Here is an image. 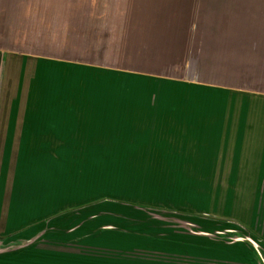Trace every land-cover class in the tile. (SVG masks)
<instances>
[{
    "label": "crops",
    "instance_id": "1",
    "mask_svg": "<svg viewBox=\"0 0 264 264\" xmlns=\"http://www.w3.org/2000/svg\"><path fill=\"white\" fill-rule=\"evenodd\" d=\"M89 70L187 86L196 105L55 87ZM263 104L264 0H0V159L76 147L93 124L149 123L212 140L199 145L248 148L230 162L245 164L239 177L264 179ZM15 186L22 198L27 184Z\"/></svg>",
    "mask_w": 264,
    "mask_h": 264
},
{
    "label": "rangeland",
    "instance_id": "2",
    "mask_svg": "<svg viewBox=\"0 0 264 264\" xmlns=\"http://www.w3.org/2000/svg\"><path fill=\"white\" fill-rule=\"evenodd\" d=\"M58 81L69 91H148L155 107L166 93L172 106L196 105L195 90L152 79L89 70ZM126 126L138 129L93 124L76 147L13 148L0 159V264H263L264 179L241 178L245 164L230 162L248 148Z\"/></svg>",
    "mask_w": 264,
    "mask_h": 264
}]
</instances>
